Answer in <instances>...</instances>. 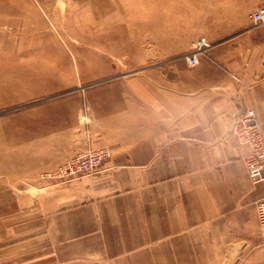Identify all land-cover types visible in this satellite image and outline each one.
<instances>
[{
  "label": "crops",
  "instance_id": "obj_1",
  "mask_svg": "<svg viewBox=\"0 0 264 264\" xmlns=\"http://www.w3.org/2000/svg\"><path fill=\"white\" fill-rule=\"evenodd\" d=\"M263 4L216 0L217 15L197 12L185 32L167 17L153 27L151 74L89 89L85 121L71 96L0 128L9 257L22 246L29 264H264V182L230 128L252 107L264 132V24L247 17ZM199 36L211 46L189 65ZM87 144L111 149L99 172L40 186V173Z\"/></svg>",
  "mask_w": 264,
  "mask_h": 264
},
{
  "label": "rangeland",
  "instance_id": "obj_2",
  "mask_svg": "<svg viewBox=\"0 0 264 264\" xmlns=\"http://www.w3.org/2000/svg\"><path fill=\"white\" fill-rule=\"evenodd\" d=\"M215 1L0 0V128L23 127V111L71 96L81 98L85 121L89 89L151 74L153 27L170 17L185 32L197 12L217 15ZM23 251L9 257L0 243V264H29Z\"/></svg>",
  "mask_w": 264,
  "mask_h": 264
},
{
  "label": "built area",
  "instance_id": "obj_3",
  "mask_svg": "<svg viewBox=\"0 0 264 264\" xmlns=\"http://www.w3.org/2000/svg\"><path fill=\"white\" fill-rule=\"evenodd\" d=\"M253 24H264V4L253 9L247 15ZM192 49L186 55L189 65L199 63V55L206 53L211 46L205 36H199L191 42ZM231 132L237 142L247 148L245 163L253 182H264V132L254 108L249 107L235 117ZM111 157V149L106 147H85L57 166L40 173V180L67 181L80 175L99 172ZM257 218L264 247V195L257 202Z\"/></svg>",
  "mask_w": 264,
  "mask_h": 264
},
{
  "label": "bare ground",
  "instance_id": "obj_4",
  "mask_svg": "<svg viewBox=\"0 0 264 264\" xmlns=\"http://www.w3.org/2000/svg\"><path fill=\"white\" fill-rule=\"evenodd\" d=\"M91 3H92V1H91ZM91 3H90V4H91ZM32 73H33V72H32ZM82 118H83V117H82Z\"/></svg>",
  "mask_w": 264,
  "mask_h": 264
}]
</instances>
